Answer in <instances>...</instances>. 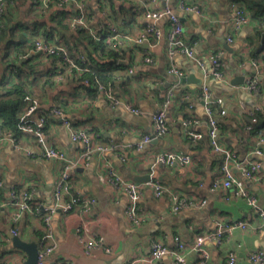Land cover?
Segmentation results:
<instances>
[{
	"label": "crops",
	"instance_id": "0c3cea01",
	"mask_svg": "<svg viewBox=\"0 0 264 264\" xmlns=\"http://www.w3.org/2000/svg\"><path fill=\"white\" fill-rule=\"evenodd\" d=\"M81 2L100 38L112 34L113 30L121 37V65L111 66L107 71L115 79L113 92L117 103L97 89L84 88L72 76L63 82L55 81L53 62L41 58L39 62L43 70L52 68L53 74L52 85L45 88L41 107L45 110L61 108L70 126L88 129L93 134L95 146L111 149L102 154L95 153L85 165L82 145L71 140L69 129L58 118L48 122L46 137L50 146L64 152L65 162L44 159L34 137L28 134H23L19 140L20 151L9 143L0 144V181L4 187L3 191L0 190V261L25 264L27 259L25 252L13 247L12 229L17 230L16 237L22 241L39 245L46 227L41 215L35 211L14 223L15 208L9 190L15 187L26 189L32 193L35 205L50 210L54 203V187L67 166L71 194L94 199L95 204L88 212L78 205L68 213L57 210L49 214L51 239L48 245H52V251L46 256V263L128 264L142 260L138 264H146L143 260L149 253L151 241L157 240L173 248L174 238L178 237L187 247L186 264H200L199 254L190 251L195 238L215 232L219 222L232 225L242 221L245 228L223 233L219 242H205L209 251L205 264H228L229 254H234L235 264H253L249 262L248 254L251 251L264 252V228L244 198L237 197L232 189L213 188V182L221 175L223 158L209 144L207 115L200 92L206 87L212 100L222 102L225 115L219 119L221 145L238 159L247 157L259 163L255 178L242 181L246 192L264 209V157L251 154L257 148L264 150V131L252 135L249 125L252 112L264 110L262 77L258 93L245 88L247 80L254 74L250 49L245 43L252 36L257 20L252 18L227 43L233 16L231 5L240 4L241 0H170L173 13L182 23L185 41L202 60L207 72L211 69V56H220L224 77L217 80L205 76L203 70L182 54L170 60L166 48L168 18L156 22L158 37L146 36L138 43V38L145 35L144 28L152 23L145 17L142 6L138 7L132 0ZM32 5L31 0H25L18 9V20L31 25L24 35L33 32L38 21L49 27L54 25L55 38L60 42L66 40L71 46L79 45L75 31L51 24V12L59 9H50L42 15ZM162 6L160 1L149 4L153 10ZM223 43H227L229 49L224 48ZM146 57L152 62L145 63L143 59ZM171 65L180 68L185 77L179 79L168 73ZM263 72L262 67L261 75ZM238 78H243L244 84L232 86V81ZM182 79L187 81L182 83ZM166 101H169L166 112L169 133L139 148L142 136L153 134V113ZM127 107L137 109L139 114L132 113ZM186 117L193 120L189 126L183 125ZM189 132L199 137L189 136ZM162 152L189 155L193 162L186 168L156 164L155 157ZM108 167L133 182L138 177L149 176L148 182L139 183L143 185L140 226L134 227L126 216V197L95 177L100 169ZM232 171L240 177L236 169ZM152 181L161 182L167 192L157 197L146 185ZM171 194L193 203L173 212ZM202 201L205 202L203 205ZM98 239H102V244L88 250L87 244ZM156 264H171V260L165 257Z\"/></svg>",
	"mask_w": 264,
	"mask_h": 264
},
{
	"label": "built area",
	"instance_id": "2783aa9c",
	"mask_svg": "<svg viewBox=\"0 0 264 264\" xmlns=\"http://www.w3.org/2000/svg\"><path fill=\"white\" fill-rule=\"evenodd\" d=\"M137 4V6H142L144 8L145 17L150 19L152 23L144 28L145 35L141 38H138L137 42H142L146 36H159V31L156 28V22L166 17L169 20L168 28L166 31V48L167 54L170 60L173 61V58L177 54L184 55L188 60L193 62L198 68L204 71L205 76H212L213 78L220 80L224 77L223 72V63L220 59V56L215 54L210 58L211 69L206 71L202 60L196 56L193 52V48L185 41L184 30L182 23L177 15H175L169 5L170 0H132ZM154 1H160L163 3V6L159 10H153L149 7L150 3ZM32 4L36 5V8L42 9L43 12L46 9H73V15L69 21V28L73 31L78 29L86 30L94 40L98 41L99 36L94 32L92 18L87 13L86 7L81 2V0H31ZM12 2L7 3L6 0H0V31L2 26V19L6 11L11 7ZM182 7V5H181ZM233 8V16L230 21L229 32L226 37V42L230 43L234 34L242 27L248 25L252 18L249 13L242 8L240 5L233 3L231 5ZM41 11V12H42ZM106 44L111 45L115 48H120L121 46V37L115 33L113 30L112 34L106 35L103 39ZM55 41V40H54ZM54 41H45L43 38H37L34 43L35 52L39 53L45 58L53 57L57 52H63L64 56L62 57V62L56 63L54 66V79L58 82H63L67 77L72 76L78 78L87 70L81 68L75 62V60L67 56L63 47H60L55 44ZM66 54V55H65ZM145 63H151L152 59L146 57L143 59ZM251 65L254 69V74L247 80L245 88L253 93H258L259 89V80L262 76V66L261 63L255 59L251 60ZM131 72V71H130ZM129 72V73H130ZM168 73L176 76L181 79L185 77L182 70L175 65H171L168 70ZM97 90L105 94V96L110 99L115 104L117 103L116 97L111 87H104L99 85ZM200 99L203 101L205 113L207 115V137L209 144L212 150L222 156V165H221V175L218 179L213 182V188H221L224 190L232 189L237 197H242L246 200L247 204L256 212L262 227L264 228V209L260 207L255 199L250 196L244 189L243 179H254L255 174L259 168V163L255 161H250L247 157L243 159H238L237 156L230 151L228 148L221 145L219 141V136L221 132V123L218 121L217 116L221 117L225 115V111L221 107V110L216 115L211 105L216 103L219 106H222L221 100H212L211 94L206 87H203L200 92ZM169 106V101L163 103L152 115L151 121L153 126V134L143 135L141 138V148L144 144L149 143L155 138L164 137L169 133V126L166 119V112ZM37 108V102H33V105L26 110V112L20 117V130L23 134H28L34 137L36 144L40 148V155L47 160H57V161H66V156L64 152L53 148L48 144L47 137L45 132L41 129L35 128L33 125V119L35 116L34 110ZM132 113L139 114L137 109H130ZM52 117L58 118L63 124L67 126L70 131V137L73 142L79 143L83 147L82 158L85 165H88V161L95 153L102 154L108 149L107 147L95 146L93 142V134L85 128H76L70 126V123L65 118V113L61 108H53L50 110ZM193 122L192 118L185 119L183 121L184 126H189ZM38 127H43L42 118L37 119ZM188 134V133H187ZM189 136L198 138V135L189 132ZM9 143L13 148L20 151L22 146L19 141L12 137L10 133H6L0 130V144ZM251 154L256 156L264 157V150L255 149ZM193 160L189 155L178 154L174 152H162L156 155L155 163L163 166H172L178 165L182 168H186L192 164ZM236 169L240 173V177H237L232 169ZM69 167L65 166L61 171L59 179L54 187L53 191V206L50 210L44 208L41 205H37L35 210L30 203L32 199V193L20 192L17 194L14 188L9 190L10 198L12 201H15L12 206L15 208V213L12 216L14 223L18 222L24 215L32 214L34 211L41 215L45 227V234L42 237L39 243V255L37 259V264H55V263H46V256L52 251V245H48V240L51 239V234L48 228L49 214L60 210L63 213H68L74 209L75 206L82 205L83 209L88 212L90 208L95 204L94 199H84L83 197L72 195L70 178H69ZM97 180L101 183H107L116 192L122 193L127 199L126 207V216L130 223L134 227H138L141 224V216L139 211V205L142 200L143 195V185L133 182L131 180L124 179L119 175L114 168L108 167L106 170L100 169L98 173L95 174ZM150 189L153 190L154 194L157 197L163 196L167 192V189L159 181H152L146 184ZM0 187H3V183L0 181ZM66 197V198H65ZM172 211L177 212L178 209L182 206H189L190 202L187 199H179L175 194H171L170 197ZM205 202L202 201L203 205ZM217 229L213 233L198 235L195 238L193 246L190 248V251H194L200 256V264H205L209 258V251L205 247L206 241L214 240L219 242L221 236L225 232H230L235 228H245L246 224L244 222H235L232 225L222 224L221 222L217 223ZM12 236H17L18 232L16 229L11 230ZM102 244V239L95 241H90L87 244V249L90 250L96 246ZM187 252L186 245L180 240V238H174V247L168 248L163 243L154 240L151 241L149 245V253L147 257L143 260L146 264H156L161 261L163 258L168 257L171 260V264H186L185 254ZM228 264H235L234 254L228 255ZM249 262L253 264H264V252L263 251H251L248 254ZM142 260H136L128 264H138ZM0 264H6L5 262L0 261Z\"/></svg>",
	"mask_w": 264,
	"mask_h": 264
},
{
	"label": "trees",
	"instance_id": "16d2710c",
	"mask_svg": "<svg viewBox=\"0 0 264 264\" xmlns=\"http://www.w3.org/2000/svg\"><path fill=\"white\" fill-rule=\"evenodd\" d=\"M6 1L7 3L12 2L13 6L4 14L0 31V68L2 67V72H0V130L10 133L13 138L19 141L23 135L20 130L22 124L20 117L33 105L34 101L37 102V108L34 110L35 116L32 120L35 128L41 129L46 135L48 122L55 119L50 114L51 109L45 110L41 107L42 98L46 92L45 88L52 85L53 74H51L52 68L43 70L44 68L39 62V59L45 57L37 52L34 53V43L37 38L51 42L55 40V44L63 47L67 56L72 57L78 66L87 70L77 78L84 88L97 89L99 85H102L114 90L115 79L107 71L111 66L121 65L119 61L122 59V53L119 48L106 44L103 40L104 37L99 38L98 41L94 40L91 34L84 29L75 31L79 42L78 46H71L66 40L60 42L55 38L57 34L54 25L49 27L47 23L43 22L37 21L35 30L24 35L23 32L29 31L31 25L24 23L22 19L18 20L20 17L18 9L22 0ZM238 5L244 8L251 18L257 20L253 34L247 38L245 44L250 49L252 59L259 61L264 70V0H241ZM32 7L36 8V5L34 4ZM50 9L43 12L42 9L36 8L42 15H45ZM72 15L73 12L70 9L55 10L51 12L50 22L56 24L57 27L66 29L69 28L68 23ZM63 56V52H57L53 57L46 59L53 62L54 69L56 63L62 62ZM105 67L106 70H103ZM261 77L264 82V72ZM211 108L216 115L221 110V106L216 103H213ZM38 118L43 120L42 128L38 127ZM220 118L217 116L218 121ZM250 118L249 125L252 135L264 131V110L253 111ZM14 189L17 194L20 192L31 193L26 189L20 190L16 187ZM0 190L3 191L4 187H0ZM14 203L15 201L11 200V204ZM30 203L35 210L37 205H35L33 197Z\"/></svg>",
	"mask_w": 264,
	"mask_h": 264
},
{
	"label": "water",
	"instance_id": "95a60500",
	"mask_svg": "<svg viewBox=\"0 0 264 264\" xmlns=\"http://www.w3.org/2000/svg\"><path fill=\"white\" fill-rule=\"evenodd\" d=\"M224 48L229 49L227 43H223ZM187 81L186 79H182L181 82ZM232 86H238L244 84V79L238 78L235 81H232ZM149 176H141L135 179L138 183H146L149 181ZM12 241V245L14 248L21 250L26 253L27 259L25 264H37V259L39 255V245L36 242H24L19 237L10 236Z\"/></svg>",
	"mask_w": 264,
	"mask_h": 264
},
{
	"label": "rangeland",
	"instance_id": "374dc122",
	"mask_svg": "<svg viewBox=\"0 0 264 264\" xmlns=\"http://www.w3.org/2000/svg\"><path fill=\"white\" fill-rule=\"evenodd\" d=\"M24 2H25V0H22L21 6L23 5Z\"/></svg>",
	"mask_w": 264,
	"mask_h": 264
}]
</instances>
